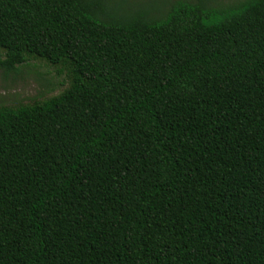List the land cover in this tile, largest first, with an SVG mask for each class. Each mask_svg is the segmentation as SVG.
Returning <instances> with one entry per match:
<instances>
[{
  "label": "trees",
  "instance_id": "trees-1",
  "mask_svg": "<svg viewBox=\"0 0 264 264\" xmlns=\"http://www.w3.org/2000/svg\"><path fill=\"white\" fill-rule=\"evenodd\" d=\"M0 0V264H264V0Z\"/></svg>",
  "mask_w": 264,
  "mask_h": 264
},
{
  "label": "rangeland",
  "instance_id": "rangeland-1",
  "mask_svg": "<svg viewBox=\"0 0 264 264\" xmlns=\"http://www.w3.org/2000/svg\"><path fill=\"white\" fill-rule=\"evenodd\" d=\"M120 2L122 0H114ZM130 9L136 3L149 0H127ZM174 2L177 0H166ZM194 2L196 0H187ZM216 4H231L238 0H216ZM4 51L0 50V60L4 59ZM61 65H53L40 58H30L18 67L14 73L6 74L0 68V106L15 107L33 105L58 96L69 88L71 75Z\"/></svg>",
  "mask_w": 264,
  "mask_h": 264
}]
</instances>
